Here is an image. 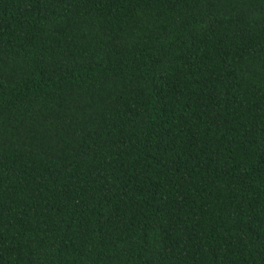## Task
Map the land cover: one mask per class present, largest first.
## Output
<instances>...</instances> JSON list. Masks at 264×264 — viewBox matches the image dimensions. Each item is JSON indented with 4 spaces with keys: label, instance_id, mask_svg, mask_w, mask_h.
I'll return each instance as SVG.
<instances>
[{
    "label": "trees",
    "instance_id": "obj_1",
    "mask_svg": "<svg viewBox=\"0 0 264 264\" xmlns=\"http://www.w3.org/2000/svg\"><path fill=\"white\" fill-rule=\"evenodd\" d=\"M0 264H264V0H0Z\"/></svg>",
    "mask_w": 264,
    "mask_h": 264
}]
</instances>
